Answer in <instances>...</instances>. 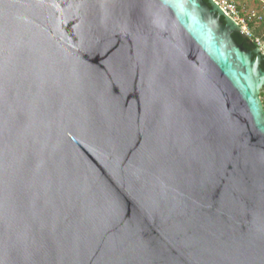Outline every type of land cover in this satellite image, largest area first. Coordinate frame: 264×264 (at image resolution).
<instances>
[{
	"label": "water",
	"instance_id": "1",
	"mask_svg": "<svg viewBox=\"0 0 264 264\" xmlns=\"http://www.w3.org/2000/svg\"><path fill=\"white\" fill-rule=\"evenodd\" d=\"M215 0H0V264H264V56Z\"/></svg>",
	"mask_w": 264,
	"mask_h": 264
},
{
	"label": "rangeland",
	"instance_id": "2",
	"mask_svg": "<svg viewBox=\"0 0 264 264\" xmlns=\"http://www.w3.org/2000/svg\"><path fill=\"white\" fill-rule=\"evenodd\" d=\"M225 1V4H231L235 7V18L247 29L251 37L252 30L250 24L264 28V0H218ZM264 43L261 37L256 38Z\"/></svg>",
	"mask_w": 264,
	"mask_h": 264
},
{
	"label": "trees",
	"instance_id": "3",
	"mask_svg": "<svg viewBox=\"0 0 264 264\" xmlns=\"http://www.w3.org/2000/svg\"><path fill=\"white\" fill-rule=\"evenodd\" d=\"M250 26L252 30L251 37L243 38L236 33L234 34V38L239 44L251 50L257 47L256 38L261 37L262 39H264V28H262L261 26H255L254 24H250ZM262 67L264 69V61L262 62ZM260 97L264 106V87L261 89Z\"/></svg>",
	"mask_w": 264,
	"mask_h": 264
},
{
	"label": "built area",
	"instance_id": "4",
	"mask_svg": "<svg viewBox=\"0 0 264 264\" xmlns=\"http://www.w3.org/2000/svg\"><path fill=\"white\" fill-rule=\"evenodd\" d=\"M215 1L220 5V7L224 10V12L230 17H232L239 24V26L244 30V32H246L247 35L249 36L247 29L244 26H242L238 22V20L235 18V11H234L235 7L231 4L226 5L225 1H222V2H219L218 0H215ZM256 42H257V46L260 48V51L264 56V43L259 42L258 39H256Z\"/></svg>",
	"mask_w": 264,
	"mask_h": 264
}]
</instances>
